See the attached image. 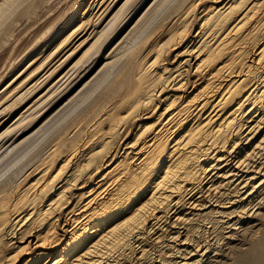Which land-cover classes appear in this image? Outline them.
I'll return each mask as SVG.
<instances>
[{"label":"bare ground","instance_id":"bare-ground-1","mask_svg":"<svg viewBox=\"0 0 264 264\" xmlns=\"http://www.w3.org/2000/svg\"><path fill=\"white\" fill-rule=\"evenodd\" d=\"M48 1H4L0 50L21 41L0 81L98 0H53L20 37ZM146 1L124 0L50 88L1 90L18 117L0 134V264H137L150 249H165L153 264H264V0H154L116 45Z\"/></svg>","mask_w":264,"mask_h":264},{"label":"rangeland","instance_id":"rangeland-1","mask_svg":"<svg viewBox=\"0 0 264 264\" xmlns=\"http://www.w3.org/2000/svg\"><path fill=\"white\" fill-rule=\"evenodd\" d=\"M6 0H0V9L3 6V3ZM51 1L53 0H49L47 3H45L43 6L38 8V12L39 16L36 18V22L31 25L30 27L26 28L25 30H23L20 33V37H22L23 39L29 35H31V33H33L35 31V29L41 25L45 19L51 14H53V12H55L57 9L60 8V6H62L65 2V0H62V2H58L57 4H55V9L53 8V12L50 11L49 13L46 12L44 10L45 6L49 5L51 3ZM154 0H147L144 5H142V7H140V9L134 14V18L132 17L127 23H126V31L122 34V36H120V38L117 40L116 45L120 42V40L125 37V35H127V33L129 31H131L133 29V25H135V21L137 20V18H139V16L141 15V13H144L145 11L148 10H152L153 7L151 3H153ZM91 2V1H90ZM122 2H124V0H98L96 2H94L91 7L85 8L81 11V16L76 19L72 24V26H70V28H68V30L66 31L67 34L70 35V37L66 40H64L65 42L63 43L64 45L56 44L57 47L55 46V44L53 46H50V51L47 53L50 56L46 59L42 58L44 56H41L40 58L34 59L28 67L27 70L25 71H19V74L16 73L14 76H12L9 80H7L10 76L9 74L6 77H3V81L1 80L0 82V86L7 80V83L5 82V84L0 88V92L1 90L3 91L8 85H10L8 92L10 93L14 88H19L17 91H15V94L18 96V94H23V92L27 91V89L31 88L34 84L42 85L45 84V88H43V90H46L48 88H50L51 86H53L54 83H56L62 76L63 74L71 67V65L73 64V62L79 57V55H81L83 53V51L91 44V42L94 40L95 35L98 31H100L108 22L109 17L111 16V14L113 12H115L119 6H121ZM120 3V4H119ZM118 6V7H117ZM107 7V8H106ZM109 7V8H108ZM115 9V10H114ZM86 10V11H85ZM111 12V13H110ZM105 13V14H104ZM41 14V15H40ZM108 15V16H107ZM47 16V17H46ZM131 21V22H130ZM23 22V21H21ZM25 22V21H24ZM77 22V23H76ZM84 22V23H83ZM134 22V23H133ZM26 23V22H25ZM81 27V28H80ZM75 30V31H74ZM17 32H19V29L16 30ZM15 31V32H16ZM76 32V33H75ZM65 33V38H67V35ZM74 33L76 35H74ZM29 34V35H28ZM72 37V38H71ZM129 37V35L127 36ZM69 40V41H68ZM71 40V41H70ZM20 38L17 40L18 45H20ZM17 42L16 44L14 43L12 47H10L9 52L4 53L5 48H7L10 45H5L3 47V49L0 50V53L4 54L3 55V60L0 62V72L2 71V69L4 68V65H7L8 63H10L12 61V55L14 53L15 47L17 46ZM67 42V43H66ZM70 42V43H69ZM62 45V46H61ZM55 46V47H54ZM115 46V45H114ZM113 46V47H114ZM113 47H111V49H109V51L106 52V54H103L104 57H107L110 53L111 50L113 49ZM12 48V49H11ZM54 48V49H53ZM57 49V50H55ZM57 52V53H56ZM52 53V54H51ZM45 60V61H44ZM43 61V62H42ZM62 61V63H61ZM66 61V62H65ZM44 62H46L45 64H43ZM64 62V63H63ZM20 64V63H19ZM39 64H43L42 67L40 69L37 70V72L35 73L33 70L34 68L39 65ZM62 64V65H61ZM46 65V66H45ZM60 65V66H59ZM41 66V65H40ZM59 66V67H58ZM30 67V68H29ZM39 67V66H37ZM36 67V68H37ZM35 68V69H36ZM52 70L54 71L53 74L51 73ZM74 70V69H73ZM31 71V72H30ZM21 72V73H20ZM34 72V73H33ZM29 73V74H28ZM34 75H33V74ZM51 76L50 78L47 79L48 75ZM31 74V75H30ZM42 74V75H41ZM17 76V78H16ZM29 76V77H28ZM15 79H14V78ZM31 77V78H30ZM45 77V78H44ZM30 78V79H29ZM6 79V80H5ZM29 79V80H28ZM46 79L45 83L44 80ZM48 80V81H47ZM24 81V82H23ZM26 81V82H25ZM43 81V82H42ZM9 83V84H8ZM15 83V84H14ZM21 83V84H19ZM41 83V84H40ZM20 86H19V85ZM16 85V86H14ZM23 85V86H22ZM43 86V87H44ZM4 87V88H3ZM13 88V89H12ZM41 90V91H43ZM42 92L38 93L41 94ZM37 94V96H38ZM8 95V94H7ZM5 100V98H2ZM1 99V95H0V103L2 104L4 102V100ZM3 101V102H2ZM0 104V107L2 106ZM62 106V105H61ZM48 109L45 110V112L43 113V115H45L47 113ZM55 114V113H54ZM43 115H40V118L43 117ZM8 116V117H7ZM53 115L51 114L49 117H47L45 120H42L39 124H38V128L41 126V124L43 125L45 123L46 120H48L49 118H51ZM17 115H13L12 112L11 113H5L3 115H1V111H0V134L2 132L5 131L6 128H8V126L10 127V125H12V123L15 121V119H17ZM5 118V119H3ZM7 119V120H6ZM6 120V121H5ZM8 121V122H7ZM7 122V123H6ZM44 122V123H43ZM3 123H5L3 125ZM2 125V126H1ZM17 136V134H16ZM14 136V137H16ZM7 137V136H6ZM5 135L3 137V140L8 139V137L6 138ZM14 137L10 140L11 142L13 141ZM2 140V138H1ZM7 142V145H9L11 142ZM6 145V146H7ZM1 152V151H0ZM165 249H163L162 251H164ZM150 251V252H149ZM162 251H156L154 249H150L148 250L145 255H144V259H142V262L144 264H153V261H155L156 259H160L165 253ZM159 252L161 254H159ZM167 252V251H166ZM151 253V254H150ZM157 253V254H155ZM155 255V256H154ZM153 260V261H152ZM140 262V263H139ZM137 264H143L141 261H139ZM151 262V263H150Z\"/></svg>","mask_w":264,"mask_h":264},{"label":"snow or ice","instance_id":"snow-or-ice-1","mask_svg":"<svg viewBox=\"0 0 264 264\" xmlns=\"http://www.w3.org/2000/svg\"><path fill=\"white\" fill-rule=\"evenodd\" d=\"M132 0H128V4H131Z\"/></svg>","mask_w":264,"mask_h":264}]
</instances>
